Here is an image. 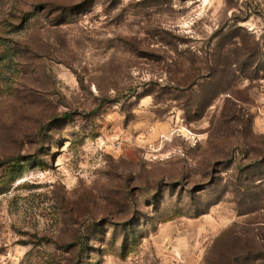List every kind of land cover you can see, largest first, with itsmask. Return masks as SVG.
<instances>
[{
    "label": "rangeland",
    "instance_id": "rangeland-1",
    "mask_svg": "<svg viewBox=\"0 0 264 264\" xmlns=\"http://www.w3.org/2000/svg\"><path fill=\"white\" fill-rule=\"evenodd\" d=\"M0 264H264V0H0Z\"/></svg>",
    "mask_w": 264,
    "mask_h": 264
}]
</instances>
